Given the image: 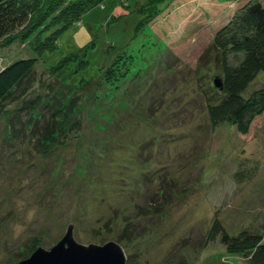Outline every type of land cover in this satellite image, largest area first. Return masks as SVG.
<instances>
[{
    "label": "rangeland",
    "instance_id": "rangeland-1",
    "mask_svg": "<svg viewBox=\"0 0 264 264\" xmlns=\"http://www.w3.org/2000/svg\"><path fill=\"white\" fill-rule=\"evenodd\" d=\"M75 1L56 6L39 29L0 40V68L34 57ZM138 1L75 7L87 11L37 53L27 97L0 111V264L52 248L70 223L84 245L119 242L127 264H247L210 237L216 219L230 234L254 227L264 235V111L244 135L214 127L207 108L225 94L213 82L222 77L214 37L251 0L164 1L140 31L154 8L136 10ZM124 49L133 53L126 62ZM262 87L264 73L244 96ZM38 95L81 97L72 119L80 127L70 124L46 153L29 136H10L13 116ZM240 170L256 175L240 182Z\"/></svg>",
    "mask_w": 264,
    "mask_h": 264
},
{
    "label": "trees",
    "instance_id": "trees-1",
    "mask_svg": "<svg viewBox=\"0 0 264 264\" xmlns=\"http://www.w3.org/2000/svg\"><path fill=\"white\" fill-rule=\"evenodd\" d=\"M63 1L0 0V40L8 41L12 37L31 33L35 28L39 29L49 14L58 11L59 7L56 6L62 5ZM82 1L84 2V0ZM89 1L81 3L76 0L66 4L68 12L61 13L58 18L59 23L64 24L62 30L50 37L48 41L45 40L44 44L37 50L38 54H44L52 46L56 47L60 34L78 22L80 20L79 15L82 16L87 11L74 12L73 10L77 9L75 7L81 6L82 9H85L87 5L93 6L94 2L98 3V0ZM100 1L105 0H99V3ZM164 1L169 0L138 1L136 10L147 11L151 7L154 8L150 15L148 14L141 19L138 31L146 25V22L152 21L153 17L157 15L152 17V12L156 13ZM45 8H49L51 11L48 13ZM138 14L143 13L139 12ZM212 48L217 51L216 59L220 64L223 80L221 91L225 94L219 100L212 98L214 101H209L207 108L210 121L213 126L231 124L239 133L245 135L249 132L253 119L264 111V87L254 90L250 96H244L250 84L261 73H264V1H249L241 11H238L228 23H225L217 31L212 42ZM125 51L126 49L120 54ZM33 52L35 53L34 57H20L0 68V111L4 110L9 103L23 101L32 89L36 67L39 63L38 54L36 51ZM132 54L128 53L123 56V53V62H126ZM65 62L66 60L62 64ZM123 62H120L122 66H124ZM121 73L119 75L115 71V78L112 80L116 79L117 76L128 77L127 69ZM133 80L134 83L138 81L137 76ZM116 84H118L117 80L116 83L112 81L111 86L119 88ZM125 97L128 98V95ZM43 99L41 95H38L23 102L19 113H16L11 120L10 136L13 139L22 140V142L29 136L31 140L35 141L34 144L41 146L40 151L46 153L55 144H58L59 137L67 133L70 124H72V129L80 127L75 124L76 122H72V119L81 103V97L76 95L67 102L63 101L62 96H58V98L51 96L47 100ZM247 171H238L236 178L240 182H246L255 177V170L249 171L250 174ZM217 236H220L221 243L229 251L243 254L247 264H264L263 229L243 228L233 235L227 231L219 219H216L210 237L215 239ZM38 248V246H34L32 252Z\"/></svg>",
    "mask_w": 264,
    "mask_h": 264
},
{
    "label": "water",
    "instance_id": "water-1",
    "mask_svg": "<svg viewBox=\"0 0 264 264\" xmlns=\"http://www.w3.org/2000/svg\"><path fill=\"white\" fill-rule=\"evenodd\" d=\"M214 85L223 89L221 77H215ZM128 256L121 244L110 241L103 245H84L74 236V224L70 223L63 239L50 249L39 247L18 264H127Z\"/></svg>",
    "mask_w": 264,
    "mask_h": 264
}]
</instances>
